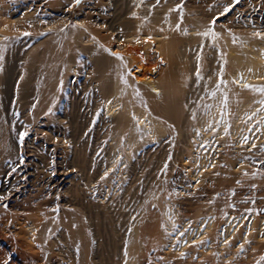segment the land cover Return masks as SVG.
<instances>
[{"label":"rangeland","instance_id":"374dc122","mask_svg":"<svg viewBox=\"0 0 264 264\" xmlns=\"http://www.w3.org/2000/svg\"><path fill=\"white\" fill-rule=\"evenodd\" d=\"M0 23V264H264V0H0ZM139 26L179 41L159 94L111 51Z\"/></svg>","mask_w":264,"mask_h":264},{"label":"bare ground","instance_id":"6f19581e","mask_svg":"<svg viewBox=\"0 0 264 264\" xmlns=\"http://www.w3.org/2000/svg\"><path fill=\"white\" fill-rule=\"evenodd\" d=\"M238 4V3H237ZM135 5V4H134ZM2 9V8H1ZM7 9V8H6ZM137 9H139V7L137 8ZM132 10H133V8H132ZM137 11V10H136ZM140 13V12H139ZM138 13V11H137V13L136 14H139ZM136 16V15H135ZM138 16V15H137ZM139 16H141V15H139ZM138 16V17H139ZM175 16V15H174ZM169 17V16H168ZM167 17V18H168ZM141 18V17H140ZM159 18V17H158ZM186 18V17H185ZM184 18V19H185ZM169 19H170V17H169ZM198 19V18H197ZM203 19V18H202ZM9 20V19H8ZM78 20V19H77ZM136 20V19H135ZM141 21H142V18L140 19ZM159 20V19H158ZM81 21V20H80ZM138 21V20H137ZM141 21H138V22H141ZM151 21H152V19H151ZM150 21V22H151ZM156 21V20H155ZM176 21V20H175ZM174 21V22H175ZM186 21V20H185ZM201 21V20H200ZM3 22V21H2ZM33 22H34V20H33ZM127 22V21H126ZM126 22H125V24H126ZM145 22V21H144ZM189 22V21H188ZM190 22H191V20H190ZM203 22H204V19H203ZM129 23V22H128ZM135 23V22H134ZM154 23V22H153ZM157 23V22H156ZM182 23H184V22H182ZM194 23V22H193ZM197 23V22H196ZM202 23V22H201ZM1 24V23H0ZM4 24V23H3ZM140 24V23H139ZM151 24V23H150ZM169 24V23H168ZM200 24V23H199ZM112 26H113V24H111ZM133 25H135V24H133ZM143 25V24H142ZM155 25H157V24H155ZM165 25V24H164ZM172 25V24H171ZM183 25V24H182ZM12 26V25H11ZM130 26V25H129ZM137 26H138V23H137ZM161 26H162V24H161ZM180 26H181V24H180ZM179 26V27H180ZM150 27V26H149ZM165 27V26H164ZM183 27V26H182ZM182 27L180 28V29H182ZM199 27L200 26H198V29H199ZM204 29H205V27H204V25L202 26ZM134 28H136V26L134 27ZM143 28V27H142ZM153 28V27H152ZM163 28V27H162ZM172 28V27H171ZM115 29V28H114ZM127 29V28H126ZM157 29V28H156ZM169 29V28H168ZM191 29V28H190ZM189 29V30H190ZM4 30V29H3ZM13 30V29H12ZM144 30V29H143ZM165 30V29H164ZM175 30V29H174ZM194 30H195V28H194ZM127 31V30H126ZM154 31L156 32L157 30H155L154 29ZM186 31V30H185ZM191 31V30H190ZM135 32V31H134ZM141 31H140V26L137 28V31L135 32V34H132V35H130V36H128V37H125V39L127 40L126 42L127 43H131L132 45H134V46H136V47H133V46H130L129 44H127V43H124V42H122L121 40H117V41H115L114 42V44L113 45H111L112 46V50L111 51H113V53H116V54H122L123 56H125L126 58H130L131 60H132V63H131V66H130V68H129V71H130V74H131V76L132 77H134V79L135 80H137L138 81V83L139 84H141V85H148L149 87H151L152 89H153V91H156L158 94L159 93H161V92H158L159 91V87H158V85H157V79H156V77H157V75L159 74V72H160V69H159V66H158V63H156V58H155V53L157 52H159L160 50H161V47H163L162 46V44L163 45H165L164 47L168 50V51H170V52H172V53H175L176 51H177V47H176V45H177V42H179L178 41V39H177V36H175V35H168L167 36V39H165V37H162L161 36V34H159V35H153V36H151V40L149 39V37H146L145 35H143L144 34V32H142L143 34H141L140 33ZM148 32H149V30H148ZM148 32H145L146 34L148 33ZM159 32V31H158ZM175 32V31H174ZM199 32V31H198ZM202 32V31H201ZM160 33H161V31H160ZM181 33H182V31H181ZM191 33V32H190ZM2 34L3 33H0V40H1V36H2ZM87 34V33H86ZM129 34H130V32H129ZM170 34V33H169ZM179 34V33H178ZM183 34V33H182ZM188 34V33H187ZM199 34V33H198ZM239 34H241V33H239ZM77 34H75V36H76ZM99 35V34H98ZM167 35V34H166ZM110 36V35H109ZM125 36V35H124ZM184 36V35H183ZM193 37V36H192ZM194 37H195V35H194ZM96 38V37H95ZM189 38V37H188ZM188 38H186V39H188ZM89 39H90V37H89ZM89 39H87V40H89ZM182 39H184V37L182 38ZM204 39V38H203ZM52 40V39H51ZM185 40V39H184ZM193 40V39H192ZM257 40H261V39H258L257 38ZM263 40V39H262ZM84 41H85V39H84ZM90 41V40H89ZM150 41H152L153 43L152 44H149L150 43ZM188 41V40H187ZM190 41V40H189ZM54 42V41H53ZM86 42V41H85ZM106 42V41H105ZM105 42L103 43V44H105ZM113 42V41H112ZM111 42V43H112ZM102 43V42H101ZM110 43V42H109ZM183 43V42H182ZM181 43V44H182ZM190 43V42H189ZM192 43V42H191ZM199 43V42H198ZM259 43V42H258ZM92 45V44H91ZM152 45V46H151ZM183 45V44H182ZM222 45V44H221ZM93 46V45H92ZM109 46V45H108ZM181 46V45H180ZM106 47V46H105ZM84 48V47H83ZM85 48H87V47H85ZM84 48V49H85ZM179 48V47H178ZM188 48V47H187ZM202 48V47H201ZM185 49H186V47H185ZM225 49V48H224ZM41 50H42V48H41ZM192 50V49H191ZM226 50V49H225ZM163 50H161L160 52H162ZM186 51V50H185ZM202 51V50H201ZM241 51V50H240ZM244 51V50H243ZM88 52V51H87ZM181 52H183V51H181ZM230 52V51H229ZM251 52V51H250ZM111 53V52H110ZM156 53V54H157ZM165 53V52H164ZM186 53V52H185ZM195 53V52H194ZM206 53H207V51H206ZM205 53V54H206ZM252 53V52H251ZM168 54V53H167ZM231 54L235 57H238L239 58V56H238V54L237 53H235L234 51H231ZM231 54H230V56H231ZM263 54V53H262ZM1 55H2V42L0 41V59H1ZM90 55V54H89ZM94 55V54H93ZM92 55V56H93ZM160 55V54H159ZM194 55V54H193ZM201 55V54H200ZM203 55V54H202ZM259 55H260V53H259ZM22 56V55H21ZM91 56V57H92ZM95 56H96V54H95ZM178 56V55H177ZM191 56V55H190ZM242 56V55H241ZM249 56V55H248ZM103 57H105V56H103ZM171 57H172V55H171ZM180 57H181V55H180ZM235 57V58H236ZM247 57V56H246ZM32 58V57H31ZM93 58V57H92ZM100 58V57H99ZM176 58V57H175ZM186 58V57H185ZM189 58V57H188ZM206 58H207V56H206ZM210 58V57H209ZM233 58V57H232ZM237 58V59H238ZM257 57H255V58H252V60H251V65H250V67L251 68H256L257 66H258V60L256 59ZM260 58H261V56H260ZM28 59V58H27ZM112 59V58H111ZM172 59V58H171ZM174 59V58H173ZM189 59H191V58H189ZM244 59H246V58H244ZM104 61V59H100V64H102L103 63V61ZM181 61H183L182 59H180ZM229 60H231V59H229ZM239 60V59H238ZM203 61V60H202ZM208 61V60H207ZM206 61V62H207ZM219 61V60H218ZM109 62V61H108ZM205 62V63H206ZM246 62H248V61H246ZM261 62V61H260ZM113 63V62H112ZM209 63V62H208ZM240 63V62H239ZM32 64V63H31ZM172 64V63H171ZM170 64V65H171ZM182 64V63H181ZM247 64H250V63H247ZM263 64V63H262ZM262 64H261V66H262ZM3 65V64H2ZM204 65V64H203ZM12 66V65H11ZM175 66V65H174ZM178 66H180V65H178ZM249 66V65H248ZM118 67V66H117ZM125 67V66H124ZM171 67V66H170ZM191 67V66H190ZM201 67V66H200ZM216 67V66H215ZM238 67V66H237ZM260 67V66H259ZM126 68V67H125ZM177 68H179V67H177ZM216 68H218V67H216ZM189 69V68H188ZM249 68H247V70H248ZM100 70V69H99ZM191 70V69H190ZM254 70V69H253ZM260 70H263V69H260ZM178 71V70H177ZM182 71V70H181ZM194 71V70H193ZM235 71V70H234ZM233 71V72H234ZM246 71V70H245ZM13 72V71H12ZM28 72V71H27ZM118 72V71H117ZM125 72V71H124ZM123 72V73H124ZM237 72V71H236ZM261 72V71H260ZM36 73V72H35ZM184 73V72H183ZM226 73H228V72H226ZM30 74H31V72H30ZM40 74V73H39ZM100 74V73H99ZM108 74H110V73H108ZM225 74V73H224ZM242 74V73H241ZM260 74V73H259ZM37 75V74H36ZM41 75V74H40ZM129 75V74H128ZM233 75V74H232ZM256 75V74H255ZM264 75V74H263ZM5 76V75H4ZM10 76V75H9ZM38 76V75H37ZM177 76V75H176ZM180 76V75H179ZM208 76V75H207ZM228 76V75H227ZM192 77V76H191ZM209 77V76H208ZM256 77V76H255ZM9 78V77H8ZM27 78V77H26ZM117 78H119V76L117 77ZM125 78V77H124ZM181 78V77H180ZM260 78V77H259ZM17 79V78H16ZM37 79V78H36ZM28 79H26V81L24 82V85L23 86H27L28 85V81H27ZM112 81V80H111ZM124 81V80H123ZM177 81H178V79H177ZM251 81H252V79H251ZM6 82V81H5ZM14 82H16V81H14ZM127 82V81H126ZM194 81H192V83H193ZM213 82V81H212ZM237 82H238V79H237ZM11 83V82H10ZM13 83V82H12ZM162 88H164L165 90H166V97H167V107L165 106V110L167 109V108H169L168 107V105H169V102H177V101H179V99H178V94H177V91L181 88L180 87V83L179 84H177V82L176 81H173V80H171L170 78H167V79H165V80H163L162 81ZM191 83V84H192ZM53 84V83H52ZM190 84V85H191ZM236 84H238V83H236ZM242 83H240V85H241ZM131 85H132V83H131ZM212 85H213V83H212ZM239 85V84H238ZM243 85V84H242ZM35 86V85H34ZM201 86V85H200ZM12 87V86H11ZM120 87V86H119ZM132 87H134V86H132ZM145 87H147V86H145ZM189 87H191V86H189ZM239 87V86H238ZM23 88V87H22ZM35 88H36V86H35ZM52 88H54V87H52ZM117 88V87H116ZM135 88V87H134ZM14 89V88H13ZM49 89H50V86H49ZM132 89V88H131ZM10 91V90H9ZM20 91V90H19ZM18 91V92H19ZM24 91V90H23ZM30 91V90H29ZM54 91V90H53ZM137 91V90H136ZM120 92V91H119ZM188 92V91H187ZM11 93V92H10ZM9 93V94H10ZM15 93V92H14ZM23 93H25V92H23ZM115 93V92H114ZM19 94V93H18ZM142 94H145V93H142ZM247 94H248V92H247ZM247 94H246V96H247ZM257 94V93H256ZM30 95V94H29ZM232 95V94H231ZM1 96H2V94H1V76H0V99H1ZM146 96V95H145ZM21 97V96H20ZM151 97V96H150ZM159 97V96H158ZM157 97V98H158ZM180 97V96H179ZM203 97V96H202ZM222 97V96H221ZM9 98V97H8ZM13 98V97H12ZM31 98V97H30ZM115 98V97H114ZM139 98H140V96H139ZM10 99V98H9ZM22 99V98H21ZM162 99V98H161ZM187 99V98H186ZM112 100V99H111ZM33 101V100H32ZM114 101H116V100H114ZM119 101V100H118ZM146 101V100H145ZM148 101V100H147ZM245 101V100H244ZM42 102V101H41ZM104 102H106V101H104ZM109 102V101H108ZM112 102V101H111ZM195 102V101H194ZM50 103V102H49ZM113 103H115V102H113ZM163 103V101H160V104H162ZM108 104V103H107ZM119 104V103H118ZM118 104H116V106L118 105ZM144 104V103H143ZM148 104V103H147ZM150 104H152V103H149V105ZM7 105V104H6ZM175 105H176V103H175ZM1 107V106H0ZM40 107V106H39ZM107 107V106H106ZM115 107V106H114ZM162 107H163V105H162ZM85 108V107H84ZM116 108V107H115ZM114 108V109H115ZM172 108H174V110H175V107H173L172 106ZM114 109H113V107H112V105L111 104H109L108 105V110L109 111H113V112H115L114 111ZM117 109H118V107H117ZM163 110H164V107H163ZM41 111V110H40ZM43 111V110H42ZM41 111V112H42ZM65 111V110H64ZM73 111V110H72ZM79 111V110H78ZM77 112V111H76ZM105 112H107V110L105 111ZM173 112V111H172ZM117 113V112H116ZM116 113H114L113 115H115ZM40 114V113H39ZM71 114V113H70ZM109 114H111V113H109ZM135 114V113H134ZM112 115V114H111ZM143 115H144V113H143ZM187 115V114H186ZM39 116V115H38ZM67 116V115H66ZM146 116V115H145ZM177 116V115H176ZM77 117V116H76ZM111 117H113V116H111ZM150 117V116H149ZM67 118V117H66ZM72 118V117H71ZM70 119V118H69ZM139 119L142 121V118H140V116H139ZM151 119V118H150ZM71 120V119H70ZM75 120H76V118H75ZM138 120V119H137ZM139 120V121H140ZM145 120V119H144ZM140 121V122H141ZM143 122V121H142ZM145 122H146V120H145ZM157 123V122H156ZM75 124V123H74ZM133 124V123H132ZM146 124V123H145ZM148 124V123H147ZM174 124V123H173ZM141 125H142V123H141ZM147 126V125H146ZM71 127H72V125H71ZM71 127H69L70 129H71ZM148 127V126H147ZM142 128V127H141ZM75 129V128H74ZM148 129H149V127H148ZM151 129L153 130V126H151ZM155 129V128H154ZM152 130H151V132L150 133H152ZM73 131V130H72ZM131 131V130H130ZM150 131V130H149ZM99 132V131H98ZM145 132V131H144ZM52 133V132H51ZM72 134V133H71ZM89 134V133H88ZM96 134V133H95ZM153 134V133H152ZM151 134V135H152ZM142 135V134H141ZM154 135V134H153ZM151 137H153V136H151ZM156 138V137H155ZM13 140V139H12ZM98 147V146H97ZM0 148L1 149H3V150H5V151H7V153H9V154H12V153H14V151H15V148H14V146H13V144L12 143H10L8 140H7V138H5V131H4V125H3V123H2V118H1V109H0ZM93 149V148H92ZM3 151H1V153H2ZM77 152V151H76ZM61 181V180H60ZM8 195V194H7ZM6 201V200H5ZM39 214V213H38ZM41 215V214H40ZM42 218V217H41ZM103 218V217H102ZM141 241V240H140Z\"/></svg>","mask_w":264,"mask_h":264}]
</instances>
